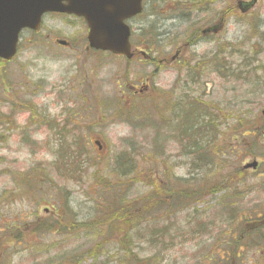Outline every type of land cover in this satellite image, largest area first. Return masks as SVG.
Returning a JSON list of instances; mask_svg holds the SVG:
<instances>
[{
  "label": "rangeland",
  "instance_id": "374dc122",
  "mask_svg": "<svg viewBox=\"0 0 264 264\" xmlns=\"http://www.w3.org/2000/svg\"><path fill=\"white\" fill-rule=\"evenodd\" d=\"M173 1L147 0V5L144 6V14L147 16L139 17L133 23L132 30H145L154 24V33H158V28L165 26L170 32L167 42H171L175 36L186 30L187 24L182 23V19L192 18L194 21L196 18L197 22L200 21L197 27L201 28L210 26L206 25L207 22L215 19L212 24L221 22V27L217 32L218 36L210 39L213 46L209 47V51L203 49V55L201 52L196 53L195 40L189 44L188 39H185L173 47L162 42L163 51L173 54L181 50L177 65H159V55H152L153 61L148 62L139 54L144 50L149 51L146 47H140L141 40L148 36L147 31H144L143 35L136 38V45L132 47V51L137 54L135 60L126 61L89 50L86 28L81 20L47 15L42 19L41 30L36 35L24 32L15 61L8 65L0 64V251L8 247L14 248L12 242L7 246H1V243L11 240L13 236L22 233V230H31L38 225L47 227V222L56 220L50 214L53 208L58 213L67 212L71 216L69 221L75 225L90 224L95 213L90 195L94 188L101 190V186L93 183V175L95 174L96 180V173L104 169L100 166L94 167L96 160L100 165L112 164V159L122 146H134L132 151L129 149L130 154L151 156L149 148L155 134L153 126L143 125L142 120L118 116L120 109L123 111L124 107L132 103H154L157 96L162 100L166 94L171 96L174 89L182 86L187 96L196 98L202 93V102L207 101L211 107L218 105L217 119L222 123L230 126L231 123L235 124L234 120L241 113V119H254L256 127H264V118L260 113L264 109V41L258 40H264V0H258L246 16H241L236 9L237 0H224L213 5L208 1L209 4H204L198 12L194 11L192 16L188 8L183 10L180 1ZM195 33L192 35L195 36ZM183 36L177 39L180 41ZM62 41L68 44L67 47L62 46ZM240 49L244 50L241 62L243 69L256 68L250 71V75H243L244 79L237 82L236 76L240 74H234L231 80H226L213 73V63L207 59V54L210 58L215 50L225 52L231 56L229 62L235 68L239 64ZM198 58L200 67L206 61L207 68L211 70L207 74L203 73L200 85L196 83L200 70L198 72L196 69H188L195 65ZM247 81L249 84H246ZM152 108V105L148 107V111ZM160 110L161 115L155 118L153 114L147 119H155L160 125L162 120L167 122L180 116L176 108L164 113L163 104ZM66 125H69L67 131ZM62 126L65 128L62 132L70 133L69 138L77 133L89 140L88 159L92 160L86 161V167L80 165L71 182L59 179L55 173L58 168L53 167L52 151L58 145L56 137L59 136L58 129ZM95 141L101 145V151L95 146ZM127 142L130 143L126 144ZM173 143L175 142L164 143L168 148L165 151L168 158L159 165L162 171L167 170L171 178L180 180L188 178L187 175H190L189 179H199L193 176L197 173L190 171L194 168L191 167L193 162L180 157L178 153L181 149L177 150L178 145ZM236 143L240 144L243 154L249 151L254 155L264 154V143L253 144L250 138L237 141L236 138H230L227 132L222 140L223 148L229 151ZM253 161L260 163L259 172L253 174L249 169L243 174L245 181L241 183L239 190L242 200L232 199L231 202L239 204L242 210L240 215L244 216H248L252 209L257 210L264 202V165H261L264 157H244L240 167ZM140 162V170L143 171L141 178H145L144 173L150 163L145 159H140ZM203 176L204 171L200 177ZM25 177L31 179L33 185L30 190L26 189L27 193L21 187ZM102 182L115 185L114 180ZM143 187L137 185L130 189L124 186L122 193L126 194V200H130L147 190ZM222 194L224 193L203 198L179 216L181 229L188 231L184 233L186 236L171 242L166 241L161 255L162 264H195V259L200 258L202 250L212 244L211 239L216 231L211 230L212 227L195 229V225L186 229L184 224L189 217H194L191 214L192 209L203 214L202 218L194 217L198 224L201 222L208 225L214 219L219 221V213L216 214L219 207H216V202ZM255 216H259V211L255 212ZM19 220H22L21 225ZM224 221L223 212L222 225ZM223 228L225 230L227 227ZM75 230L83 231L69 239L53 234L49 238L33 237L30 242L35 243L36 247H45L39 243L48 241L57 248L84 250L93 242L92 236L85 231L91 229H81L78 226ZM190 230L206 231L199 234ZM4 235L10 237L3 240ZM25 247L29 245L16 248L18 254L12 264H45L44 255L21 252ZM109 249L108 259L104 263H118V257H111L114 254L112 246L109 245ZM235 249L241 250L240 247ZM244 253L248 256L247 264H253L252 251ZM90 262L91 260H86L81 264Z\"/></svg>",
  "mask_w": 264,
  "mask_h": 264
},
{
  "label": "trees",
  "instance_id": "16d2710c",
  "mask_svg": "<svg viewBox=\"0 0 264 264\" xmlns=\"http://www.w3.org/2000/svg\"><path fill=\"white\" fill-rule=\"evenodd\" d=\"M178 1H180L183 10L188 8L191 11L192 16L194 11L198 12L204 4H209L208 1L213 5L224 0H174L173 2ZM144 13L145 11L142 16H147ZM181 22L187 24L186 30L181 35L175 36L171 42H167L170 35L168 29L162 26L158 28V33H154L155 26L151 24L148 29L134 30L131 36V44H135L136 38L147 31L148 36L141 40L140 47H146L151 55L158 56L163 51L162 42H167L166 44L173 47L177 43L191 38L196 30L195 22L192 18H184ZM139 32L141 33L138 34ZM181 36L183 37L179 41L177 38ZM20 47L21 42L18 48L20 49ZM212 58L211 61L216 72L220 73L217 74V72L216 74L222 79L231 80L234 74H240L235 79L240 82L244 79L243 75L248 73L250 75V71L256 69L255 67H246L244 70L241 66L240 70L235 72L229 70L221 73L223 67L228 69L229 66H233L229 62L231 56H227L225 52L215 51ZM0 64L8 65L11 63L0 61ZM188 69H193V66ZM241 70L244 72L242 73ZM202 79V75L198 76L197 74L196 83L200 85ZM246 84L249 82L247 81ZM178 89L182 92H178ZM183 89L182 86L174 89L175 94L173 92L174 95L172 94L173 96L166 100H161L157 96L154 103L143 104L144 102H142L135 103L136 105L129 103L130 106L124 107L123 111L120 109L118 116L124 115L129 119L131 117L142 120L143 125L153 126L155 134L151 139L149 148L151 156L130 154L129 149L132 151L134 146H122L112 159V164L100 165L96 160L94 167L99 168L100 166L104 169L102 172L96 173V180L94 179L95 174L93 175V183L101 186V190L94 188L90 195L94 202L93 210L95 212L90 224L75 225L69 221L71 216L67 212H60V214L53 208L50 214L57 219L47 222V227L38 225L31 230H22V233L17 236H11V240L4 242V244L1 243V246H7L8 243L12 242L14 248L8 247L0 251V264H12L13 259L18 254L16 248L24 244L29 245V247H25L21 252L44 255L46 257L45 264H81L82 261L86 260H91L89 264H106L104 261L106 262L110 253L109 245L114 251L111 257H118V263L115 264H162L161 255L164 252L163 247L166 241L171 242L178 237L186 236L184 233L188 231L181 229L179 216L188 211L192 204L199 203L207 196H215L220 193L224 194L216 202V207H219L216 212V214L219 213V221L214 219L208 225L201 222L198 224L196 218H202L203 214L199 213L197 209H192L191 214L196 218L191 219L189 217L184 224L186 229L195 225V229L212 227L211 230L216 231L215 236L211 239L212 244L207 249L202 250L200 258L195 259V264H247L248 256L244 252L248 251H252L253 264H264V202L257 210L252 209L249 217L240 215L242 210L239 208V204H231L232 199L242 200L239 197V190L245 178L240 169L241 161L250 155L260 156L254 155L250 151L243 154L238 143L230 151L223 148L222 145V140L227 132H229L230 138H236L237 141L250 138L254 143L255 139L264 131V127H256L254 119H241V113L238 119L234 120L235 124L231 123L230 126L228 123H222L217 119L218 105L211 107L207 101L205 103L201 101L202 93L195 98L190 95L187 96ZM162 104L164 107L165 105L168 106L169 112L176 108L180 112V116L167 122L162 120L160 125L155 119L153 121L148 120L147 118L153 114H155V118L157 115H161L160 106ZM151 105L153 108L148 111V107ZM163 112L165 113V111ZM68 127L69 125H66V131ZM58 130L60 132L59 136L56 137L58 145L52 151L53 167L58 168L55 173L59 179L71 182L80 165L83 164L86 167L87 162L92 160L91 158L88 159L89 140L78 136L77 133L69 138L70 133L62 132L65 130L63 126ZM168 141L175 142L179 146L181 149L178 153L180 157L193 162L191 167L194 168H191L190 171L197 173L194 175L199 177L198 181L193 182L189 179L190 175L181 180L180 178H171L167 170L162 171L159 165L168 158L167 152H165L168 151V148L164 144ZM261 157H264V154ZM140 159H145L150 163L148 170L144 173L145 178H141L143 171L140 170ZM203 171L204 176L200 177ZM103 180H114L115 185L104 184ZM137 185L144 186L147 190L133 199L126 200V194L122 193L124 192L122 191L123 187L126 186L131 189ZM21 187L27 193L26 189L29 188L30 190L33 187L32 180L27 177L23 178ZM94 194H96L95 198H93ZM257 211H259V216L256 217L255 212ZM223 212L225 221L222 225ZM21 221L19 220L20 225ZM78 226L81 229H91L85 231L92 236L93 242L84 250L70 251L57 248L55 244H50L48 241L39 243L45 247H36L35 243L30 242L33 237L40 239L46 236L49 238L53 234L69 239L72 235L83 231L75 230L78 229ZM223 227L227 228L224 230ZM190 231H197L201 234L206 230ZM9 237L4 235L2 239L6 240ZM236 247H240L241 250L236 251Z\"/></svg>",
  "mask_w": 264,
  "mask_h": 264
},
{
  "label": "water",
  "instance_id": "95a60500",
  "mask_svg": "<svg viewBox=\"0 0 264 264\" xmlns=\"http://www.w3.org/2000/svg\"><path fill=\"white\" fill-rule=\"evenodd\" d=\"M142 0H0V60L10 61L16 54L19 34L22 30L36 31L42 15L61 13L83 18L88 28V47L115 55L132 57L130 29L124 21L141 12ZM256 0L240 2L242 12L253 7ZM219 26L203 33L216 31ZM264 116V111L262 112ZM100 150V145L94 143ZM256 162L247 164L255 168Z\"/></svg>",
  "mask_w": 264,
  "mask_h": 264
},
{
  "label": "flooded vegetation",
  "instance_id": "af4514ba",
  "mask_svg": "<svg viewBox=\"0 0 264 264\" xmlns=\"http://www.w3.org/2000/svg\"><path fill=\"white\" fill-rule=\"evenodd\" d=\"M252 1V0H251ZM251 1H243V0H237V2H236V9L239 11V13H240V15L241 16H246L247 14H249L253 9H250L249 11H247V12H242V10L240 9V7L238 6V3H240V2H244V3H247V2H251ZM258 2V0H256V2L253 4V6H255L256 5V3ZM253 8V7H252ZM215 19H213L212 21H210V22H207V24L206 25H210V26H208V27H205V28H201V27H197V26H199L200 25V21H196V18L194 19V22H195V27H196V33L195 32H193V33H195V36L194 35H192L191 36V38L190 39H188V41H189V44L190 43H192L194 40H195V42H194V47H195V49H196V53H199V52H201L202 54L201 55H203L204 53H203V49H206L207 51H209V47H211V46H213V42L210 40V39H213V38H215L216 36H218V31H219V29H220V27H221V22H219L218 24H212V22L214 21ZM204 21H207V20H205L204 19ZM219 26V28L214 32V31H211V32H208V33H203L206 29H208V28H211V27H213V26ZM193 36L195 37V39L193 38ZM213 36H215V37H213ZM193 38V39H192ZM260 40H262V39H260ZM62 43H63V47H67V43L66 42H63L62 41ZM202 50V51H201ZM216 51V50H215ZM214 51V52H215ZM212 52H213V50H212ZM211 52V53H212ZM214 52H213V54H212V56L209 58V55L207 54V59L208 60H212L213 58V55H214ZM243 52H244V50H242V49H240L239 51H238V56H239V60H238V65L235 67V68H232L231 66H229L228 67V69L226 68V67H223L222 68V72L221 73H224V72H227V71H229V70H232V72H235V71H237V70H240V68H241V66H242V64H241V62H242V55H243ZM150 53V51L149 52H146L145 50H144V52H139V54L141 55V56H143L144 58H146V60L148 61V62H150V61H153V59H154V56H152V55H150L149 54ZM210 53V54H211ZM149 54V55H148ZM180 54H181V50H177L176 52H174L173 54L170 52V51H162L161 53H160V55H159V65H168V67H172V65H177L178 63H179V57H180ZM135 56H137V54L135 53V52H133V56H132V58L129 60V61H133V60H135ZM228 56V55H227ZM120 58H122V57H120ZM207 60V61H208ZM226 60V59H225ZM213 63V62H212ZM193 69H196V71H198L199 72V70H200V72H202V73H208V72H210L211 70L209 69V68H207V66H206V61L204 62V65L202 66V67H200V59L198 58L197 60H196V62H195V65L193 66ZM169 71H170V69H169ZM214 72H216V69L214 68V65H213V73ZM218 72V71H217ZM219 73V72H218ZM176 74H178V73H176ZM220 74V73H219ZM179 75V74H178ZM134 90H136V89H134ZM173 92L174 91H172V94H173ZM167 93V92H166ZM174 94H175V92H174ZM173 94V95H174ZM173 95H171V97L173 96ZM167 96H168V98L170 97L169 95H165L164 96V100H166L167 99ZM168 110H169V108H168V106L167 105H165V107H164V111L167 113L168 112ZM260 138L262 139V141H264V133H262L261 134V136H260ZM257 142H261L259 139H258V141ZM259 170H260V168L258 167V168H256L255 170H251L253 173H255V174H257L258 172H259ZM241 172H246V171H241Z\"/></svg>",
  "mask_w": 264,
  "mask_h": 264
},
{
  "label": "bare ground",
  "instance_id": "6f19581e",
  "mask_svg": "<svg viewBox=\"0 0 264 264\" xmlns=\"http://www.w3.org/2000/svg\"><path fill=\"white\" fill-rule=\"evenodd\" d=\"M193 176H196V175H193ZM191 180H192L193 182H196V181H198L199 179H197V178H196V179H195V178H192Z\"/></svg>",
  "mask_w": 264,
  "mask_h": 264
}]
</instances>
